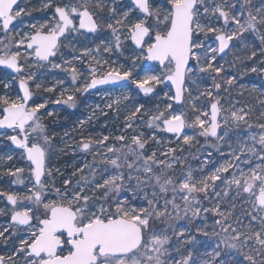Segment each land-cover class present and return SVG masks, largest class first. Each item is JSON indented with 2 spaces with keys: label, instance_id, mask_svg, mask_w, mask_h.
<instances>
[{
  "label": "snow or ice",
  "instance_id": "1",
  "mask_svg": "<svg viewBox=\"0 0 264 264\" xmlns=\"http://www.w3.org/2000/svg\"><path fill=\"white\" fill-rule=\"evenodd\" d=\"M35 10L50 15L22 31L32 9L0 0V67L12 77L0 79V136L18 152L6 160L21 161L2 174L24 189H0V264H264V99L259 115L231 99L245 94L239 78L264 73V0H40ZM129 84L144 95L165 86L163 104L129 107L130 91L102 88ZM92 90L106 102L78 122L75 147L58 148L45 122L54 113L42 110L74 108ZM100 117L120 126L85 134ZM201 138L222 161L192 154ZM69 151L83 162L66 174L52 160Z\"/></svg>",
  "mask_w": 264,
  "mask_h": 264
},
{
  "label": "rangeland",
  "instance_id": "2",
  "mask_svg": "<svg viewBox=\"0 0 264 264\" xmlns=\"http://www.w3.org/2000/svg\"><path fill=\"white\" fill-rule=\"evenodd\" d=\"M59 2V0H57ZM254 2L259 5L260 0H254ZM21 4L25 7L31 8V15L30 16H23L20 21H17V27L22 30V31H27V26L33 22H42L46 16L50 15V10L47 12L44 11H38L35 10L39 7L40 0H21ZM247 35V34H246ZM209 40H211V34H209ZM258 46V41L256 42ZM67 55V53H65ZM129 51H125L122 56L118 58L119 63H124L126 57L129 56ZM116 58V57H114ZM231 55H229L226 59H231ZM261 59L259 52L257 54V57L255 60L258 62ZM249 64H252V61L248 62ZM227 71L229 74H237V71L235 68H228V65H225ZM138 71L143 74L145 71V65L140 64L138 67ZM56 73L59 72V70H55ZM52 75L53 73H49L48 78L44 81L46 84L49 86L51 85L52 81ZM61 76L63 75L62 73L60 74ZM264 73L261 72H249L246 75H244L242 78H239L237 81V84H243L245 86V94L243 97H238L237 92L240 91L239 88H237L235 91L231 93V99H240L241 101H248L250 104H252L255 109H256V115H259L260 111V104H259V99H264V96L261 95V93H264V79H263ZM12 77L9 75V72L2 69L0 67V79H11ZM65 78V82L67 84V77ZM210 83V82H209ZM253 85H255L256 91L252 92L251 95L249 93L252 90ZM161 88H165V86L161 85L158 86L155 94L152 96H142L131 86H128L127 88H107L108 91L111 92L112 98H115V96L119 95L121 92H128L130 91L132 93L131 99L129 101H126L129 105V107L139 103V104H144L146 108H154L157 104H163V99H162V94H161ZM167 90V89H165ZM3 91V85L0 84V92ZM13 95L20 94V91L18 89V84L14 83L13 87L9 90ZM33 91L35 92V89L33 88ZM59 94V89H57L56 93H46V92H39L36 93L34 96V99L39 101L45 98H49L50 100H54L57 98ZM225 96L228 94L225 93ZM106 100L102 98V96L98 92L90 93L88 95H83L80 96L78 99L77 105L72 108L68 107L67 105L64 104H55V103H49L47 110H42V111H51L54 113L53 116L48 117L45 116V122L48 124L49 128V134H54L55 135V140L53 143L58 146V148H63L64 144L63 141L67 140L68 143L72 146L75 147L76 142L80 139V131L81 129L78 127V122L80 120H86V118L91 114L92 107L95 106L96 104L101 105L103 107L104 103ZM176 108L177 106L174 104L173 106ZM112 113H109V116H111ZM123 117L121 116V120ZM108 120L106 117H100L99 119L94 120L91 123H88L85 125L86 132L85 134L91 133L93 135H98L99 133L103 132L107 134L108 131H113L115 132L116 128H118L120 125L118 122H108V127L105 128L104 124ZM145 132L148 130L145 128ZM191 131V130H188ZM245 130L242 129L241 132L243 133ZM65 133L68 135L66 136ZM231 136V134H230ZM210 143H214L210 142ZM205 142L201 138L199 143L191 149L192 154L194 155H200V152L198 151L203 147V150L205 154L207 152H211L212 156L216 158V162L219 163L222 161L223 157L219 156V153L213 149L210 146L205 147ZM153 145H149V147H152ZM13 147L11 146L10 142L7 141L6 137L0 136V157H3V161L0 162V189L3 190H16V191H23L22 186H13L10 183L11 177L3 175V170L6 167L9 166H15L21 164V161L18 159H14L13 161H7L6 156L8 154L12 155H17L18 152H13L12 151ZM222 150L224 152L228 151L227 144H223ZM88 160H91V156L87 157ZM83 162V154L80 152H76L73 154L71 151L68 152V154H63L59 153L54 157L52 160V165L55 167H61L67 172H70L72 169L70 165L72 164H77L79 165L80 163ZM189 164H192L193 166H198V161L195 159H192L191 157L189 158L188 161ZM211 165H209V168ZM57 184H59V181H57ZM5 203L2 198H0V207H4ZM211 222V217H209V223ZM8 223V216H3L0 215V225H6ZM183 223V222H182ZM208 245L211 246V241H208ZM0 254H6V247L3 245H0Z\"/></svg>",
  "mask_w": 264,
  "mask_h": 264
},
{
  "label": "water",
  "instance_id": "3",
  "mask_svg": "<svg viewBox=\"0 0 264 264\" xmlns=\"http://www.w3.org/2000/svg\"><path fill=\"white\" fill-rule=\"evenodd\" d=\"M2 68V67H1ZM4 69V68H3ZM4 70H7V69H4ZM7 71H9L10 72V70H7ZM130 85V84H129ZM107 87H112V88H119V87H117V86H113V85H105V86H102V88H107ZM134 89H135V86H134ZM94 91H96V90H92V91H90V92H94ZM137 91V90H136ZM138 93H140L141 95H143V96H150V95H153V94H149V95H144L142 92H139V91H137ZM20 93H21V95H22V92L20 91Z\"/></svg>",
  "mask_w": 264,
  "mask_h": 264
},
{
  "label": "flooded vegetation",
  "instance_id": "4",
  "mask_svg": "<svg viewBox=\"0 0 264 264\" xmlns=\"http://www.w3.org/2000/svg\"><path fill=\"white\" fill-rule=\"evenodd\" d=\"M146 67V66H145ZM129 86H131L132 88H133V90H134V85H129ZM107 88H112V87H107ZM107 88H105V89H107ZM113 89H115V88H113ZM94 92H97V91H94ZM94 92H89L88 94H90V93H94ZM137 92V91H136ZM88 94H86V95H88ZM140 94V93H139ZM85 96V95H84Z\"/></svg>",
  "mask_w": 264,
  "mask_h": 264
}]
</instances>
